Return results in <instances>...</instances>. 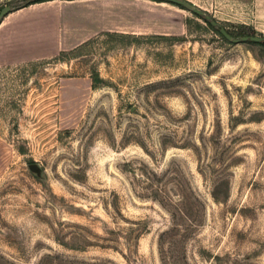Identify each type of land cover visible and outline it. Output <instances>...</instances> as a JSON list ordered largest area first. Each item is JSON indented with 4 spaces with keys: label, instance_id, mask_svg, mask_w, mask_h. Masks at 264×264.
<instances>
[{
    "label": "rangeland",
    "instance_id": "1",
    "mask_svg": "<svg viewBox=\"0 0 264 264\" xmlns=\"http://www.w3.org/2000/svg\"><path fill=\"white\" fill-rule=\"evenodd\" d=\"M185 1L0 66V264H264V0Z\"/></svg>",
    "mask_w": 264,
    "mask_h": 264
},
{
    "label": "crops",
    "instance_id": "2",
    "mask_svg": "<svg viewBox=\"0 0 264 264\" xmlns=\"http://www.w3.org/2000/svg\"><path fill=\"white\" fill-rule=\"evenodd\" d=\"M128 1L37 0L10 8L0 18V66L52 55L103 29L137 32L138 11L129 6L136 0Z\"/></svg>",
    "mask_w": 264,
    "mask_h": 264
},
{
    "label": "water",
    "instance_id": "3",
    "mask_svg": "<svg viewBox=\"0 0 264 264\" xmlns=\"http://www.w3.org/2000/svg\"><path fill=\"white\" fill-rule=\"evenodd\" d=\"M168 1H171V2H175V3H178V4H182V5H185V6H188L190 7L193 11L195 12H198V13H201L202 11L195 7V6H192L190 5L189 3H187L185 0H168ZM10 6L9 5H3L1 8H0V18L1 16H3L6 12H8L10 10ZM213 22V21H212ZM218 30L227 38L229 39H233V40H237V39H241V40H246V39H249V40H252V41H263L264 42V35H260V34H242L241 36H239V38L237 37H232L229 32H227V30L223 27V26H219L218 27ZM29 167L31 168H34L35 167V163L34 162H29L28 163Z\"/></svg>",
    "mask_w": 264,
    "mask_h": 264
},
{
    "label": "trees",
    "instance_id": "4",
    "mask_svg": "<svg viewBox=\"0 0 264 264\" xmlns=\"http://www.w3.org/2000/svg\"><path fill=\"white\" fill-rule=\"evenodd\" d=\"M32 1H37V0H30L28 2H25L23 4H26V3H29V2H32ZM219 34L222 36V37H225L219 30H218ZM260 43H264L263 41H259ZM214 195V194H213Z\"/></svg>",
    "mask_w": 264,
    "mask_h": 264
}]
</instances>
